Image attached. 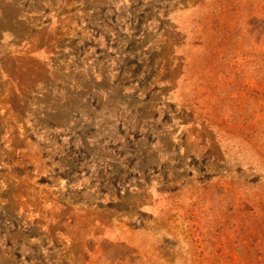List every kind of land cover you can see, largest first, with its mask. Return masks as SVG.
<instances>
[{
    "label": "rangeland",
    "instance_id": "1",
    "mask_svg": "<svg viewBox=\"0 0 264 264\" xmlns=\"http://www.w3.org/2000/svg\"><path fill=\"white\" fill-rule=\"evenodd\" d=\"M155 1L0 0V264H264V0Z\"/></svg>",
    "mask_w": 264,
    "mask_h": 264
},
{
    "label": "trees",
    "instance_id": "2",
    "mask_svg": "<svg viewBox=\"0 0 264 264\" xmlns=\"http://www.w3.org/2000/svg\"><path fill=\"white\" fill-rule=\"evenodd\" d=\"M131 4L134 3V1L136 2V0H129ZM171 1V0H170ZM169 1V2H170ZM35 4L36 5H39L40 7H47L46 5L50 6L48 4V0H34ZM149 3H152V4H156V1L155 0H148ZM53 5V4H51ZM82 71V70H81ZM99 73H97L98 76H100V80L99 82H90V84H84L82 82H79V83H76L74 85V89L77 91L78 95L79 96H89V95H92L93 97H98L99 98V101H100V105L97 107V108H102V107H108V109L114 105L117 104V102L120 101V99L118 98V95L116 91H114V89H118L119 86H117V78L116 77H113L112 80H110V77L107 76V74L105 73V71H101V70H98ZM91 77V76H90ZM2 73L0 72V91H3V89H1V82H2ZM87 100L88 98H86L84 100L85 102V105L87 106ZM90 100H88V105L91 106ZM153 106V105H152ZM76 109V108H75ZM65 113H68V114H65ZM1 114V112H0ZM67 115L69 117V111H65L64 114L62 115H59V114H56V115H52V116H49V115H46L45 113H41V118L43 120V122H45L46 124L52 126V127H58V126H61V123L59 122H65V120L67 119ZM71 116L74 117V119H76L78 116H79V113L77 112H72L71 113ZM2 118H4V115L1 116ZM6 118V117H5ZM4 118V119H5ZM49 118H53V119H49ZM59 121H58V120ZM116 122L115 124H121V117L120 116H116L115 119H114ZM142 118H137L134 122L135 124H139V122H141ZM63 124V123H62ZM15 130V129H13ZM138 131H135V132H132L133 134H136ZM18 135L16 132H12V133H9V143H5V144H2L1 141H0V144L2 145V147L4 149H8V148H11V155L15 156V159L17 160V163L18 162H26V159H28V161H34L33 159L30 158L29 156V153L26 152V153H23V150H19V148L17 147H13L14 145L11 143V141L14 139H18ZM27 136H24V138L22 139V142L24 141V139L26 138ZM146 137L144 136L143 140L145 139ZM83 142V140H82ZM4 160H2V162L0 161V177H4V176H7L9 173L6 171V167L8 165L10 161V159H8L5 155L2 157ZM244 173V172H242ZM240 171H233L232 173H230V175H232L233 178H236V180L238 181V183H242V182H246L247 179H245L243 177V174H242ZM37 176V175H36ZM262 184H264V181L261 182ZM15 194H19V193H15ZM18 197L20 196L22 198V195H17ZM7 197H5L3 194L0 193V211L5 213L6 212V205L8 206V201H7ZM19 203H21V201L19 200ZM6 218V216L4 215V219ZM2 221L0 222V234H2ZM9 230L12 229V226H4V230ZM10 232L13 233V236H18V240L22 241L23 238H26L24 236V234H22L19 230V228L16 226L13 230H11ZM6 238V240L4 241L5 242V246H4V250H7L9 253L6 254V257L7 258H11V254H12V247H13V241H11V235L9 234L8 236H4ZM9 238V239H8ZM17 244L18 241H16ZM4 264V263H3ZM15 264V263H14Z\"/></svg>",
    "mask_w": 264,
    "mask_h": 264
}]
</instances>
